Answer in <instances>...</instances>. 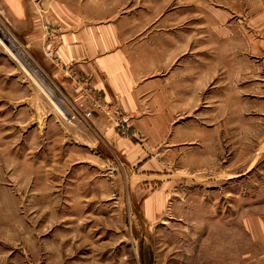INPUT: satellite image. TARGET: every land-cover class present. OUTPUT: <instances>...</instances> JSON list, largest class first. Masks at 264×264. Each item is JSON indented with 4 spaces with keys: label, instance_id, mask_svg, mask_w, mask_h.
<instances>
[{
    "label": "rangeland",
    "instance_id": "rangeland-1",
    "mask_svg": "<svg viewBox=\"0 0 264 264\" xmlns=\"http://www.w3.org/2000/svg\"><path fill=\"white\" fill-rule=\"evenodd\" d=\"M56 2L181 70L166 134L88 128L27 36ZM0 264H264V0H0Z\"/></svg>",
    "mask_w": 264,
    "mask_h": 264
},
{
    "label": "crops",
    "instance_id": "crops-1",
    "mask_svg": "<svg viewBox=\"0 0 264 264\" xmlns=\"http://www.w3.org/2000/svg\"><path fill=\"white\" fill-rule=\"evenodd\" d=\"M61 6L52 4L44 20L31 16L29 34L26 16L16 6H12L13 19L16 29L29 38L41 33L42 23L47 26L45 34L37 37L53 52L44 65L76 112L92 108L93 102L101 106L88 120L78 116L99 140L121 150L132 146L128 137L118 133L116 120L121 116L130 120L129 134H166L182 104L197 98L196 91L183 98L181 70L161 57L158 64H150L144 53H134L132 46L123 44L115 25L102 24L90 15L68 14Z\"/></svg>",
    "mask_w": 264,
    "mask_h": 264
},
{
    "label": "built area",
    "instance_id": "built-area-1",
    "mask_svg": "<svg viewBox=\"0 0 264 264\" xmlns=\"http://www.w3.org/2000/svg\"><path fill=\"white\" fill-rule=\"evenodd\" d=\"M47 28V26H45ZM45 56L48 57V58H51L53 57V52L51 50H48L46 53H45ZM96 102H93L92 104V108H85V109H82L81 111H78L77 113L78 114H81V116L84 118V119H89L92 117L93 115V112H94V109L93 108H97V109H100L101 106H99L98 104H95ZM129 118H126L125 116H121L119 119L116 120V123H117V126H129Z\"/></svg>",
    "mask_w": 264,
    "mask_h": 264
}]
</instances>
